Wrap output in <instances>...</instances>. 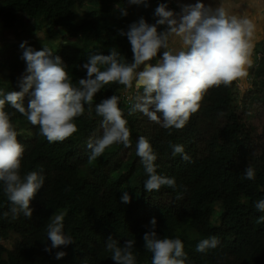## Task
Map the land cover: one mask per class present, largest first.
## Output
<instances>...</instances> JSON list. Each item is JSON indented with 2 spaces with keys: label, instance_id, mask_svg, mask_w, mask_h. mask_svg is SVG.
<instances>
[{
  "label": "trees",
  "instance_id": "obj_1",
  "mask_svg": "<svg viewBox=\"0 0 264 264\" xmlns=\"http://www.w3.org/2000/svg\"><path fill=\"white\" fill-rule=\"evenodd\" d=\"M164 2L0 0L62 38L28 72L0 45V264H264V47L247 93L193 55L128 104Z\"/></svg>",
  "mask_w": 264,
  "mask_h": 264
},
{
  "label": "crops",
  "instance_id": "obj_2",
  "mask_svg": "<svg viewBox=\"0 0 264 264\" xmlns=\"http://www.w3.org/2000/svg\"><path fill=\"white\" fill-rule=\"evenodd\" d=\"M161 15L166 33L157 49L158 74L176 68L184 74L193 42L208 39L205 51L223 53L244 76L255 63V43L264 47V0H174Z\"/></svg>",
  "mask_w": 264,
  "mask_h": 264
},
{
  "label": "rangeland",
  "instance_id": "obj_3",
  "mask_svg": "<svg viewBox=\"0 0 264 264\" xmlns=\"http://www.w3.org/2000/svg\"><path fill=\"white\" fill-rule=\"evenodd\" d=\"M176 7V5H173ZM158 9L164 10L165 8H162L161 6L157 7ZM120 16V15H119ZM46 27L40 28L39 25L31 20L29 17L23 16L18 25L17 28L14 30H6L5 33L0 35V45L8 44V45H19V48H21V54L28 64V71H33V68L41 62H45L47 59H49L50 54H52L53 51H55V48L62 43L61 36H56L54 39L50 40L46 36ZM165 31V28L163 29ZM163 31H159L157 33L158 37L163 36ZM153 37V36H151ZM260 42L255 43V49L258 51L260 50ZM190 45H192L190 43ZM194 49L189 51V53L195 52L196 55H200L203 50L204 46L200 44L199 42H193ZM234 56V55H233ZM147 61L149 60V55L145 56ZM146 63L141 68V75L144 67L147 65ZM172 70H170V75L167 77L169 78L172 75ZM169 74V72H168ZM139 76V73L135 75L134 78H137ZM20 78L23 77V74L21 73L19 75ZM247 81H243L238 85L239 91L244 92L246 89ZM251 120L254 122V126L257 129V126H259L258 121H264V115L260 118L254 120L251 118ZM261 127L259 126V131ZM4 244L9 248L11 246V243L4 242Z\"/></svg>",
  "mask_w": 264,
  "mask_h": 264
},
{
  "label": "clouds",
  "instance_id": "obj_4",
  "mask_svg": "<svg viewBox=\"0 0 264 264\" xmlns=\"http://www.w3.org/2000/svg\"><path fill=\"white\" fill-rule=\"evenodd\" d=\"M174 1V0H165V2L161 5L162 8H165L167 7L168 3ZM163 5L165 7H163ZM164 9V10H165ZM161 11H163L161 9ZM163 18V16H162ZM163 26V25H162ZM164 27H162V30L163 31ZM163 36L162 37H158L156 39H152V38H147L146 39V43L138 49L137 51V54H139L142 59L145 61V64L148 63L147 65H150L151 68H152V71H153V76H154V79L152 82H149V83H146L144 85H140V86H137V83L139 82L140 78H141V68L145 65V64H141L139 66V68H137L138 70L134 73V76L132 77L130 83L126 86V88L123 90V98L125 99V101L130 104L131 100L133 99V96L134 94L140 90V88H154L156 89L158 86L160 85H163L162 83H167L169 81V79L172 78L173 75L175 74H180L176 69H173L172 71V75L168 78L167 76L170 75L171 73L167 74H163V72H155V70L158 68L155 64L156 62H158V60L160 59L158 53H157V49L159 48L160 44H161V41L163 40L164 36H165V33H166V30L163 31ZM203 46H204V50L203 52L200 54L201 56L203 55H208L209 57L212 56V55H218L221 60L223 59L226 64H227V67L229 68L230 72L227 70L225 64L222 65V66H219L218 69L216 70V77L219 81H223L225 78H226V75L228 73H231V76H232V79L231 81L234 83V85L236 86L235 87V91H239V88H238V85L243 82V81H247V84L245 85L246 86V89L244 92L242 91H239L241 93H247L249 88H251L252 86V83H253V76H251L250 74V71L247 72L244 76H240V70L238 71V67L237 66H234L233 62L228 58L226 57L223 53L221 52H206L205 50H207V46H208V39H205L203 41ZM149 55V60L147 61L145 58V56ZM193 55H196V53L192 52L190 54V58H192ZM199 56V55H198ZM263 56L262 53H258L257 54V57H256V60H259L261 59ZM154 64V65H152ZM146 65V66H147ZM145 66V67H146ZM144 67V69H145ZM179 67H183V64H179ZM155 68V69H154ZM143 69V71H144ZM161 69V68H159ZM142 71V73H143ZM139 73V76H137V78H134L135 75ZM181 97L178 99V106H182V105H185V101L182 97V95H180ZM261 121V120H260ZM260 121H258V124L260 123ZM6 243V242H5ZM12 245L9 247L11 248Z\"/></svg>",
  "mask_w": 264,
  "mask_h": 264
},
{
  "label": "water",
  "instance_id": "obj_5",
  "mask_svg": "<svg viewBox=\"0 0 264 264\" xmlns=\"http://www.w3.org/2000/svg\"><path fill=\"white\" fill-rule=\"evenodd\" d=\"M154 79L153 71L150 65H147L142 73V76L137 83V86L144 85L146 83L152 82Z\"/></svg>",
  "mask_w": 264,
  "mask_h": 264
}]
</instances>
